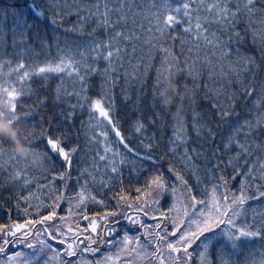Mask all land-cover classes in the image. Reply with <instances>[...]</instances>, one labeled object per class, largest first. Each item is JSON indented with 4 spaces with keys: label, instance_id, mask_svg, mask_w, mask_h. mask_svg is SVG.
I'll return each instance as SVG.
<instances>
[{
    "label": "snow or ice",
    "instance_id": "1",
    "mask_svg": "<svg viewBox=\"0 0 264 264\" xmlns=\"http://www.w3.org/2000/svg\"><path fill=\"white\" fill-rule=\"evenodd\" d=\"M0 119V264H264V0H0Z\"/></svg>",
    "mask_w": 264,
    "mask_h": 264
},
{
    "label": "trees",
    "instance_id": "2",
    "mask_svg": "<svg viewBox=\"0 0 264 264\" xmlns=\"http://www.w3.org/2000/svg\"><path fill=\"white\" fill-rule=\"evenodd\" d=\"M5 2H6V0H5ZM181 79H183V78H181ZM55 83H56L55 80L51 81L49 87L51 88V86L55 85ZM34 87H35V85H34ZM39 91H40V94H41V95H44V94H45V90H44V89H39ZM115 91H116L117 94L119 93V89H118V88H117ZM47 94L49 95V101H48V104H47V106H46L44 109L41 110L42 113H43V115H44V119H45V121H47V119H48L49 117H52V118H54V119L56 118V113H55V110H54L53 105H52V102H51V92L49 91ZM93 94H94V95H99V94H100L99 79H98V78H97V81H96L95 87H94V89H93ZM34 100H35V97H32V98L25 97L23 103H26V104H32ZM161 102H162V101H161ZM117 104L119 105V114H120L121 117H124L125 114H127V115H129V116L132 115V113H130L129 110H128L126 107H124L123 104H121L118 95H117ZM145 104H147V100H145ZM201 109H203V104H202V103H201ZM85 118H86V117H85ZM35 119H39V116L37 115V116L32 117V118L30 119L29 123H31V122H32L33 120H35ZM168 119L171 120L170 116H168ZM0 120H2V119H0ZM190 120H191V118L189 117V129H190V127H191ZM3 121H4V120H3ZM4 122H6V121H4ZM6 123H7V122H6ZM7 124H8V123H7ZM8 125H9L10 130L14 131L15 134H16V136H17V137L19 138V140L21 141L20 137L17 135V133H16V131L13 129V127H12L10 124H8ZM76 127L79 128V121H78V120H77V122H76ZM170 134H171V129H170V128H166V129H165V138H166L168 135H170ZM0 137L7 138V135L4 134V133H0ZM7 139H8V138H7ZM21 143H22V141H21ZM81 146L83 147V138H82V137H81ZM78 157H79V153L77 154V159H78ZM75 168H76V164H75V162H74L73 167H72V169H71V170L73 171V174H74V175H75ZM140 179H141V181H142V180H143V177H141ZM133 182H134V181H133ZM0 183H2V181H0ZM32 190H33V191H36L38 195L40 194L39 191H37V189H36V185H35L34 182H33V184H32ZM11 191H12V189H11L10 187H0V197H2V198H8V197L10 196ZM133 194H134V193H133ZM0 202H2V201H0ZM7 211H8L7 206H4V207L0 208V215H2L3 218H4L5 220L8 218L7 215L5 214ZM58 211H60L61 214H64V209H59ZM11 215H12L14 218H15L16 215H17L16 210H15L14 207H13L12 210H11Z\"/></svg>",
    "mask_w": 264,
    "mask_h": 264
},
{
    "label": "clouds",
    "instance_id": "3",
    "mask_svg": "<svg viewBox=\"0 0 264 264\" xmlns=\"http://www.w3.org/2000/svg\"><path fill=\"white\" fill-rule=\"evenodd\" d=\"M159 75L162 77L164 80L170 96L165 97L162 99V104L166 108L174 109L175 104L174 101L171 99V96H176L178 95V86L176 83L172 80V78L168 75L166 70H162ZM169 116L172 120L175 121H180L182 118L180 114L176 113L175 111H172L169 113ZM0 133H4L7 135L8 140L11 141L13 146L15 147L17 156L27 162V163H33L35 162L37 165L43 164V157L37 156L33 153L28 152L23 146L19 138L16 136L15 132L10 130L9 125L4 122L3 120H0Z\"/></svg>",
    "mask_w": 264,
    "mask_h": 264
}]
</instances>
